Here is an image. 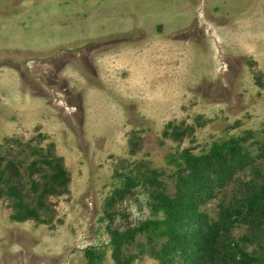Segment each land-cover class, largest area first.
Returning a JSON list of instances; mask_svg holds the SVG:
<instances>
[{"label":"rangeland","instance_id":"374dc122","mask_svg":"<svg viewBox=\"0 0 264 264\" xmlns=\"http://www.w3.org/2000/svg\"><path fill=\"white\" fill-rule=\"evenodd\" d=\"M263 135L264 0H0V264H89V247L116 264L111 228L153 217L147 186L126 178L157 169L174 193L173 157L243 137L254 166L201 206L216 218L264 169ZM45 157L68 186L14 220L7 185L30 200ZM145 242L125 247L130 264L159 263ZM243 246L259 252L264 234Z\"/></svg>","mask_w":264,"mask_h":264},{"label":"trees","instance_id":"16d2710c","mask_svg":"<svg viewBox=\"0 0 264 264\" xmlns=\"http://www.w3.org/2000/svg\"><path fill=\"white\" fill-rule=\"evenodd\" d=\"M258 147L264 154V135ZM250 148L245 138L231 137L215 142L200 155L182 151L173 157L177 171L171 194L165 191L157 169L146 168L139 176L127 177L128 185L140 182L147 186L153 217L131 229L111 228L110 244L116 264H130L132 256H124L125 247L132 245L138 235L145 236L146 242L140 247L151 246L158 264H264V249L252 253L243 246L264 234V169L254 167L253 176L239 182L235 195L219 206L216 218L200 210L238 171L254 166ZM42 161L50 170L43 175L44 181H33L35 195L30 200L22 190L7 185L14 220L38 219L47 196L61 194L68 186L67 169L58 157ZM11 166L17 172L16 166ZM7 181L0 165V184ZM237 223L247 226L249 235L233 242L230 233ZM153 243L158 247H152ZM85 255L89 264H98L102 259V253L94 247L87 248Z\"/></svg>","mask_w":264,"mask_h":264}]
</instances>
